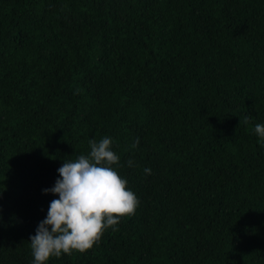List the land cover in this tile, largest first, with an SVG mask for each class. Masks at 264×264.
I'll list each match as a JSON object with an SVG mask.
<instances>
[{
	"label": "trees",
	"instance_id": "obj_1",
	"mask_svg": "<svg viewBox=\"0 0 264 264\" xmlns=\"http://www.w3.org/2000/svg\"><path fill=\"white\" fill-rule=\"evenodd\" d=\"M257 123L264 0H0V264L104 136L139 206L49 264H264Z\"/></svg>",
	"mask_w": 264,
	"mask_h": 264
},
{
	"label": "clouds",
	"instance_id": "obj_2",
	"mask_svg": "<svg viewBox=\"0 0 264 264\" xmlns=\"http://www.w3.org/2000/svg\"><path fill=\"white\" fill-rule=\"evenodd\" d=\"M254 132L264 147V123L255 124ZM112 145L109 136L99 141L90 139V152L64 160L54 186L42 190L44 195L57 198L50 202L46 217L30 236V264H49L51 258L85 253L105 231L117 230L122 217L135 213L139 198L117 171L121 158ZM138 145L137 139L132 147ZM135 166L134 159L127 161V167ZM143 171L145 175L152 173L151 168Z\"/></svg>",
	"mask_w": 264,
	"mask_h": 264
}]
</instances>
